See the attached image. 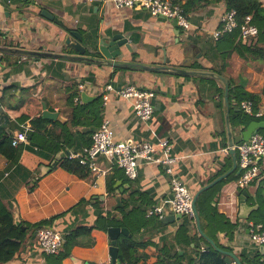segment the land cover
Returning <instances> with one entry per match:
<instances>
[{
	"label": "crops",
	"instance_id": "0c3cea01",
	"mask_svg": "<svg viewBox=\"0 0 264 264\" xmlns=\"http://www.w3.org/2000/svg\"><path fill=\"white\" fill-rule=\"evenodd\" d=\"M176 2L185 5L187 0ZM198 2V10L189 14L195 30L185 33L178 28V34L172 21L154 17L139 7L118 9L103 0H0V33L6 35V38L0 37V46L78 56V52L66 44L67 38L76 32L87 48L86 56L95 57L93 49L97 47L100 35L122 34L132 48L131 53L123 49V58L127 62L162 66L166 57L170 62L168 67L217 73L228 81L229 90L234 85L260 96L259 102L250 101L254 112L250 116L242 109V104L248 101L239 107L237 99L229 93L232 126L237 129L242 120L264 122V54H260L259 46L246 47L254 45L258 37L243 42L239 34L235 43L231 34L214 41L212 33L221 26L227 10L225 3L222 0ZM259 2L264 8V0ZM43 10L55 20L44 18ZM110 74L111 70L105 67L85 62L0 54V136L14 137L24 126L32 127L30 120L25 123L16 121L10 109L34 98L42 102L44 119L50 120L44 117V105L49 112L58 113L62 118L50 120L53 123L47 130L52 135L61 136L58 142L64 148L60 152L69 151V158L71 154H86L93 135L106 120L110 121L117 141L157 143L167 139L171 145L170 155L179 158L172 165L174 175L187 184L194 197L204 187L223 178L199 195H203L202 208L207 217L205 231L202 229L204 234L216 248L223 245L227 248L223 251L234 253L243 264L245 257L261 255L263 260L260 247L251 242V230L257 224L250 218L239 217L238 191L245 187L240 184L239 150L236 148L234 157L228 147L223 86L206 77L126 70L124 76L115 80L116 83L122 87L134 84L155 94L152 102L154 116L150 122L142 123L135 118L131 104L113 93L109 103H103L101 95L105 86L113 84ZM118 84L114 86L117 90L120 89ZM74 87L80 94L74 98L73 105L81 103L88 109L77 117L70 101L72 93L67 90ZM83 92L94 99L84 102L81 98ZM56 122L63 126L54 127ZM259 133L264 134V130ZM39 143L33 148L45 163L36 171L34 167L38 159L41 160L37 155L34 157L24 151L17 162H11L0 154V211L5 207L17 212L21 223L48 222L44 227L57 229L65 236L76 228H92L91 235L79 239L70 257L62 264H113L109 254L111 240L103 229L106 223L101 222V227L96 224L100 216L106 219L114 207L126 205L133 209L150 199L147 212L162 205L166 216L172 213L171 178L164 165L142 163L138 177L129 180L123 170L115 173V167L112 168L109 161L100 156L95 163L104 175L91 172L89 179L81 180L61 167L63 159L56 169L40 177V168L49 166L58 153L40 149ZM29 146L28 139L17 148ZM158 155L163 156L160 148ZM110 174L114 181L113 192L107 187ZM263 185L264 180L257 191L255 187L251 191L257 199L259 192L264 196ZM247 204L255 206L258 203L250 197ZM213 210L225 219L226 226L222 231H217V227L209 222ZM115 216L121 219L117 213ZM185 221H188L196 240L190 246L183 243L182 249L175 245L181 255L192 258L197 252L209 250L207 243H210L200 234L193 219L184 217L168 225L155 222L136 235L138 250L149 256L147 264H155L161 249L174 244V238ZM218 227H222L221 224ZM37 232L31 234L23 252L11 264H50L39 250Z\"/></svg>",
	"mask_w": 264,
	"mask_h": 264
},
{
	"label": "trees",
	"instance_id": "16d2710c",
	"mask_svg": "<svg viewBox=\"0 0 264 264\" xmlns=\"http://www.w3.org/2000/svg\"><path fill=\"white\" fill-rule=\"evenodd\" d=\"M178 1V0H176ZM199 0H187V3L184 5L185 12L190 14L193 11H197L196 6L199 4ZM221 1V0H219ZM225 3L227 11H235L237 13L236 17L239 24L244 22V19L247 16H252L253 24L257 26L259 30V35L257 41L250 45L246 46L247 49H251L259 46L258 48L260 54H264V8L259 0H222ZM240 31H235L232 36L234 42L236 43L239 37ZM71 94L72 106L74 115L77 117L82 114L87 109L86 105L78 104L76 106L73 105L74 98L79 96L78 90L74 87L72 89H67ZM72 91V92H71ZM230 96L235 97L238 101V106L240 107L241 103L244 101H252L254 103L259 102L260 96L253 95L245 92L243 89L235 87L234 85L230 86L229 90ZM34 108V109H31ZM32 110V111H31ZM12 115L15 117L16 121L20 123H25L30 120L33 128V132L28 134V139L30 140L31 146L25 147L23 149L12 146V137L9 135H1L0 136V154L4 156L8 161L17 162L18 157H22V153L25 151L28 154H34L35 157L36 151L33 146L39 143V148L43 150H52L54 154H57L64 148V146L59 144V140H61V136H55L50 133L47 128L53 122L50 120H46L42 116V102L36 100L34 98H29L26 104H23L20 107H15L10 109ZM73 126H76L74 123H71ZM55 126H63L61 123L56 122ZM66 132H69L66 129ZM89 146V144H87ZM67 146V145H66ZM70 147V146H68ZM41 158L38 159L36 166L34 167V171L38 170V168L45 163V159L42 156L37 155ZM61 167L67 171L68 173L75 175L81 180L89 179L92 176L91 171L88 167H85L79 163L78 160L66 158L61 162ZM115 173L117 171H121L119 168H114ZM108 176V190L113 192V179H110ZM242 193V189L238 191V196ZM202 198L203 195L199 197L196 209L202 221V229L205 231V213L202 208ZM257 203L260 205L259 209L254 212L250 221H253L255 224H261L264 226V196L261 192L258 193ZM151 204V200L143 202V206L135 207L133 209H129L126 205L122 207L121 205L118 207H114L112 212H108L107 218H103L100 216L96 226L101 227L99 225L101 222H105L106 225L103 227L105 231L108 232L111 227H123L127 228L130 231L131 236H121L117 241V247L119 249L118 252V260L120 264H147L149 256L145 253H142L138 250V242L136 240V235L143 228L154 225L155 222L161 223L158 218H147L146 212L148 207ZM214 211V210H213ZM121 216V219H118L115 214ZM187 218V217H186ZM214 227H217V231H222L223 226H226L224 217L217 214L214 211L212 214L210 221ZM48 222H41L38 224L30 225L22 222L20 226H16L14 224V219L12 212L3 207L0 211V264H11L13 260L23 252L27 240L30 238L32 233L37 232L40 228L44 227ZM221 224L222 227H218ZM24 227L25 229H22ZM92 228L89 227H80L72 230L69 234L65 236V243L62 248V252L58 256H49L47 257L48 263L50 264H62L66 258H69L71 255L72 249L77 245L78 240L81 238H86L91 235ZM232 233H230L231 236ZM196 237L195 234L189 227L188 221H185L178 233L174 238V244L167 245L163 247L160 251V256L158 261L155 264H227L226 256L217 250H227L223 245H217V248L212 247L207 243L209 250L205 253L197 252L194 254L192 258H189L187 254L181 255L180 250H178L175 245H177L180 249L183 248V243L188 246L191 245L192 242H195ZM264 259V257H263ZM261 255H257L254 258H244V264H263ZM243 264V263H242Z\"/></svg>",
	"mask_w": 264,
	"mask_h": 264
},
{
	"label": "built area",
	"instance_id": "2783aa9c",
	"mask_svg": "<svg viewBox=\"0 0 264 264\" xmlns=\"http://www.w3.org/2000/svg\"><path fill=\"white\" fill-rule=\"evenodd\" d=\"M103 2H111L118 9L139 7L154 17L164 18L168 21L176 20L178 27L185 33L195 30L189 14L185 12L184 4L174 0H103ZM236 15L235 11L226 10L224 12L221 26L212 33L214 41L217 42L237 30L240 31V39L243 42L257 39L259 30L253 24L252 16H247L244 22L239 24ZM112 93L131 104L134 116L140 122L148 123L152 120L155 113L152 103L155 97L153 91L134 84H127L119 90L112 85H107L101 95L104 104L109 103ZM242 109L247 115H254L252 102L243 103ZM31 132H33L31 126H24L20 133L12 137V146L18 147L20 144L26 143L28 134ZM159 148L163 156L158 155ZM237 149L240 153V184L247 187L252 182L263 181L264 134L256 132L249 142L242 144ZM170 152L171 145L167 139L159 140L157 143L117 141L114 138L110 121L106 120L93 135L92 145L86 150V154L84 156L71 154L70 159L78 160L81 165L88 167L94 174L104 175L95 163L98 157L103 156L109 161L112 168L123 170L129 180H135L138 177V170L142 163L162 164L166 167V172L171 178L172 213L194 220V195L186 183L175 177L172 165L176 164L179 158L172 157ZM165 216L166 210L162 205L155 206L147 212L148 218L156 217L158 220H162ZM64 239L65 234L54 228L44 227L37 232L39 250L46 257L58 256L62 252ZM251 242L257 247H264L263 225H254L251 230Z\"/></svg>",
	"mask_w": 264,
	"mask_h": 264
},
{
	"label": "water",
	"instance_id": "95a60500",
	"mask_svg": "<svg viewBox=\"0 0 264 264\" xmlns=\"http://www.w3.org/2000/svg\"><path fill=\"white\" fill-rule=\"evenodd\" d=\"M6 1V0H5ZM42 16L50 21H54L55 18L53 15H51L48 11L43 10L41 12ZM173 25L177 29L178 34V24L176 20H173ZM0 37L6 38V35L3 33H0ZM66 44L72 48H74L78 52V56H68L64 54H53V53H40V52H33L28 50H21V49H11L6 47L0 46V54H17L21 56H31V57H44L49 59H56V60H66V61H72L76 63H88L93 64L96 66H102L105 67L108 70H111V78L113 80V86L117 85L118 83L115 82L116 79L120 78L121 75L126 74V70H142L147 72H162V73H171L175 75H181V76H197V77H206L211 78L216 81H218L225 90V96L223 99V109H224V118H225V127H226V133H227V141H228V147L230 149V153L235 157L236 155V148L241 146L244 143H247L250 141V139L254 136V134L260 130H264V122H258V121H252L250 123L246 121H241L238 128H234L230 122V116H229V83L228 81L221 75L214 73V72H208V71H195V70H187L182 68H175V67H168V64L170 63L169 60H166L163 62L162 66H152V65H145L142 63L137 62H127L123 58V49H126L128 52H132V48L130 46V43L128 42V39L123 36L122 34H113V35H100L98 39L97 47L93 49V55L95 57L86 56L87 48L83 46L82 44V37L76 33L72 32L71 36L67 38ZM125 72V73H123ZM116 87V86H115ZM122 85L118 84V88H121ZM81 98L84 102L90 101L94 98L89 96L86 92H83L81 94ZM44 117L50 120H61L62 118L58 113H51L47 110L46 106L44 105ZM69 151H61L56 156L55 160L49 165V166H42L40 168L41 176L44 177L48 173L52 172L54 169L57 168L59 165V162H61L63 159L68 158ZM223 178H219L217 181L213 182L212 184L204 187L202 190L197 192L195 194L194 200H193V208H194V221L196 223L197 229L200 232V234L214 247L215 243L210 240L202 231L201 228V221L200 216L196 209V202L199 197V195L204 192L205 190L211 188L216 183L221 181ZM261 182L258 181L255 186H249L242 189V193L238 196V204H239V217L244 220H248L251 216V214L259 209V205L255 206H249L247 204V200L250 197H253V199L256 201L257 196L256 194L251 193L253 187H255V190L260 187ZM14 224L16 226H20V217L17 212H12ZM184 216L182 215H175L171 213L168 216H165L161 222L162 224H173L177 220L183 219ZM22 229H25L22 227ZM123 236H131L130 232L127 228L123 227H111L108 230V236L111 240V246L109 249V254L111 257V260L113 264H120L118 260V252L119 249L117 247V241L119 237ZM66 239H64L65 243ZM222 254L226 256V263L227 264H242L240 259L232 252L219 250ZM261 254L264 255V247L260 248Z\"/></svg>",
	"mask_w": 264,
	"mask_h": 264
},
{
	"label": "rangeland",
	"instance_id": "374dc122",
	"mask_svg": "<svg viewBox=\"0 0 264 264\" xmlns=\"http://www.w3.org/2000/svg\"><path fill=\"white\" fill-rule=\"evenodd\" d=\"M262 190L264 191V185L262 186Z\"/></svg>",
	"mask_w": 264,
	"mask_h": 264
}]
</instances>
